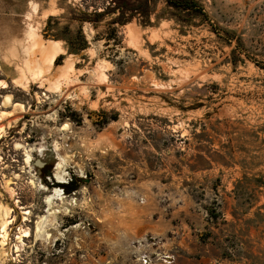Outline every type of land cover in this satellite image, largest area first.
Returning a JSON list of instances; mask_svg holds the SVG:
<instances>
[{
  "label": "rangeland",
  "instance_id": "374dc122",
  "mask_svg": "<svg viewBox=\"0 0 264 264\" xmlns=\"http://www.w3.org/2000/svg\"><path fill=\"white\" fill-rule=\"evenodd\" d=\"M104 1L0 0L3 264H264V0H197L207 18L152 0L148 25L115 26L119 45L117 15L73 20ZM134 199L119 220L139 224L111 248V212Z\"/></svg>",
  "mask_w": 264,
  "mask_h": 264
},
{
  "label": "trees",
  "instance_id": "16d2710c",
  "mask_svg": "<svg viewBox=\"0 0 264 264\" xmlns=\"http://www.w3.org/2000/svg\"><path fill=\"white\" fill-rule=\"evenodd\" d=\"M83 3L86 5L91 3L92 0H89ZM152 0H105L102 4V9L94 8L91 14H84L81 18H73L74 21L83 23H89L97 28V25L102 23L103 20L112 15H117L116 18L111 20L106 24L111 30L108 33L106 38L107 44L113 42L115 45H119V36L118 31L116 29V25L124 26L138 16L141 17V22L144 25H148L149 18L151 15V6L150 2ZM169 6L175 8L176 10H180L183 12H189L197 15H201L207 18V14L203 8V6L197 0H164ZM78 34L74 39L67 40L68 49L72 54H79L84 51L88 42L86 37L84 36L82 30L77 32ZM58 40V39H55ZM60 56L59 58H61ZM50 171L46 172L44 175L47 176Z\"/></svg>",
  "mask_w": 264,
  "mask_h": 264
},
{
  "label": "bare ground",
  "instance_id": "6f19581e",
  "mask_svg": "<svg viewBox=\"0 0 264 264\" xmlns=\"http://www.w3.org/2000/svg\"><path fill=\"white\" fill-rule=\"evenodd\" d=\"M54 46V45H53ZM52 47V46H51ZM56 48V47H55ZM55 48H53V50L55 51ZM50 49H52V48H50ZM49 49V50H50ZM57 50V49H56ZM53 51V52H54ZM57 52V51H56ZM54 53L53 55L55 56V54H57V53ZM51 54H52V52H51ZM53 59V58H52ZM7 84L6 83H4V81H2V80H0V90H6L7 89ZM12 97L13 96H11V95H7V96H5L4 97V102H3V105L5 106V107H9V106H14V107H16V106H18L19 104H15L13 101H12ZM67 129V125H65L61 130H66ZM17 149H18V151L19 150H25L24 152L26 153V159H25V163L28 165V166H30V167H32V163H33V159H34V157L37 155V153H38V150H35L33 147H31V148H29V147H26V146H23V145H21V144H17ZM43 149H41L39 152H41ZM56 150H59V147H58V145L56 144ZM45 152V151H44ZM43 154V153H42ZM58 160H59V162L56 164V167H55V172H54V179H55V181L57 182V183H66L65 182V180H66V173L67 172H65V170H64V166H65V160L66 159H64L63 157H61L60 155H58ZM39 164V163H38ZM55 189H54V191H53V194H52V196L50 197V199H49V202H48V213H49V216L51 217V218H49V216H47V217H45L43 220V222H38L37 223V227H36V240L38 239V237H43L45 234V236L47 237V238H49L50 237V235L49 234H47L46 233V231H44L43 230V228H42V226L44 225V224H50V222L53 220V219H55V215L57 214V213H60V211L59 210H56V209H54V205L56 204V202L55 201H59V200H61V201H63L64 200V193L62 192V190H61V188H59L58 186H55L54 187ZM48 198V197H47ZM17 203H20V201H17ZM46 203V202H45ZM19 205V204H18ZM16 207H20V209H23L24 210V208L22 207V206H16ZM60 207V206H59ZM65 211H67V210H65ZM23 215H24V221H29V216L31 215V212H29L28 210H25L23 213H22ZM67 214V213H66ZM6 215V214H5ZM4 223H6V222H4L3 221V224ZM53 223V222H52ZM9 225H13V221H9ZM50 226V225H49ZM4 228L5 227H3V230H4ZM50 228V227H49ZM41 230H43L42 232H41ZM30 230H25V231H23V233H24V235L23 236H19V238H18V240L19 241H21V242H23L24 240H23V238H28L29 236H30V232H29ZM4 233H6L5 231H4ZM3 233V234H4ZM7 234V233H6ZM35 236V235H34ZM4 237V236H3ZM5 240H6V235H5ZM51 238V237H50ZM49 238V239H50ZM4 240V241H5ZM4 243H6V242H4ZM6 255H5V252L2 254V258L0 259V264H3L4 263V261H6V259L4 258ZM7 257V256H6Z\"/></svg>",
  "mask_w": 264,
  "mask_h": 264
},
{
  "label": "clouds",
  "instance_id": "9594fccd",
  "mask_svg": "<svg viewBox=\"0 0 264 264\" xmlns=\"http://www.w3.org/2000/svg\"><path fill=\"white\" fill-rule=\"evenodd\" d=\"M137 199L123 201L118 209L112 210L111 217L115 221L109 230V234L106 235L104 242L111 248H119L126 243L133 230L139 224V216H129V218L123 223L120 222L119 217L122 212L125 211V205H135Z\"/></svg>",
  "mask_w": 264,
  "mask_h": 264
},
{
  "label": "built area",
  "instance_id": "2783aa9c",
  "mask_svg": "<svg viewBox=\"0 0 264 264\" xmlns=\"http://www.w3.org/2000/svg\"><path fill=\"white\" fill-rule=\"evenodd\" d=\"M139 245L141 246V243H139ZM156 261L158 262V261H162V262H165V260L167 259V256L165 255V253H162V252H160V253H157L156 254ZM144 259V262H145V264H147V258H143Z\"/></svg>",
  "mask_w": 264,
  "mask_h": 264
},
{
  "label": "crops",
  "instance_id": "0c3cea01",
  "mask_svg": "<svg viewBox=\"0 0 264 264\" xmlns=\"http://www.w3.org/2000/svg\"><path fill=\"white\" fill-rule=\"evenodd\" d=\"M62 49L64 50L63 46H62Z\"/></svg>",
  "mask_w": 264,
  "mask_h": 264
}]
</instances>
